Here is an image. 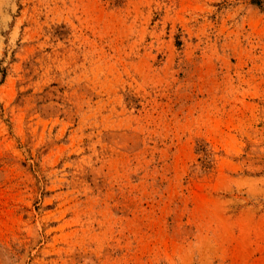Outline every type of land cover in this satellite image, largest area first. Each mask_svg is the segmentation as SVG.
Returning <instances> with one entry per match:
<instances>
[{
  "label": "rangeland",
  "instance_id": "obj_1",
  "mask_svg": "<svg viewBox=\"0 0 264 264\" xmlns=\"http://www.w3.org/2000/svg\"><path fill=\"white\" fill-rule=\"evenodd\" d=\"M0 264H264V0H0Z\"/></svg>",
  "mask_w": 264,
  "mask_h": 264
}]
</instances>
